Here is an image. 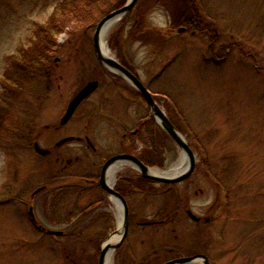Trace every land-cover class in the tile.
I'll return each mask as SVG.
<instances>
[{
	"label": "rangeland",
	"instance_id": "rangeland-1",
	"mask_svg": "<svg viewBox=\"0 0 264 264\" xmlns=\"http://www.w3.org/2000/svg\"><path fill=\"white\" fill-rule=\"evenodd\" d=\"M56 1L0 0V97L12 56L29 44L35 23L47 18ZM153 1L138 23L134 14L117 20L104 41L179 124L197 166L168 187L157 183V191L126 195L128 229L111 263L129 264V248L137 262L144 258L148 264L193 251L206 254L211 264H264V0H196L203 21L218 32L211 47L207 33L176 22L169 7ZM95 25L58 34L50 74L19 87V97L5 110L0 264H98L102 243L117 230L110 196L87 212L101 197L98 191H64L54 181L58 175L74 179L91 173L109 153L123 148L124 132L149 118L147 103L101 69L92 40ZM181 26L186 29L178 32ZM96 77L98 87L61 126L69 101ZM66 135H87L96 150L83 140L55 146ZM34 142L51 153L39 154ZM157 142L163 165L150 167L167 169L181 160L169 136ZM129 171L134 169L124 166L117 174ZM29 207L45 229L63 233L38 229ZM166 215L164 224L141 223Z\"/></svg>",
	"mask_w": 264,
	"mask_h": 264
},
{
	"label": "trees",
	"instance_id": "trees-1",
	"mask_svg": "<svg viewBox=\"0 0 264 264\" xmlns=\"http://www.w3.org/2000/svg\"><path fill=\"white\" fill-rule=\"evenodd\" d=\"M153 0H138L134 8L124 17L128 19L131 14L138 16V23L144 13L150 8ZM170 8L172 18L178 23L194 27L207 33L209 46H213L218 32L203 21L202 15L195 5L196 0H157ZM126 0H57L54 8L42 23H35L33 38L29 44L18 49L17 54L12 56L7 70L3 72L1 79L2 97H0V125L6 116L5 110L19 96V87L28 85V82L36 75L48 76L53 69L52 60L54 52L59 46L57 35L61 32L71 34L75 28H89L94 26L99 19L110 11L122 6ZM164 5V6H165ZM124 65L126 62L121 61ZM170 120L181 130L173 117ZM142 130L139 133L143 148L139 152L140 159L148 165L162 167L163 159L161 150H158L159 136L166 138L165 131L150 116L141 123ZM140 129V128H139ZM161 139V138H160ZM162 140V139H161ZM154 183L170 186V183H160L141 176L133 171L123 174L117 188L125 195L140 189L142 191H157ZM160 187V186H159ZM64 191L70 187H63ZM60 189V190H62ZM71 190V189H70ZM174 214V213H173Z\"/></svg>",
	"mask_w": 264,
	"mask_h": 264
},
{
	"label": "water",
	"instance_id": "water-1",
	"mask_svg": "<svg viewBox=\"0 0 264 264\" xmlns=\"http://www.w3.org/2000/svg\"><path fill=\"white\" fill-rule=\"evenodd\" d=\"M138 0H126V2L110 11L106 15H104L101 19H99L93 30V47L96 53V56L99 62L104 65L108 70L115 72L125 79H127L142 95L145 99L149 110L150 115L155 118L160 127L166 132V134L176 143L177 147L182 152V157L185 161V165L183 168H180L178 171L171 175H157L153 174L149 171L150 167L146 163H144L139 157L129 153H122L118 155H114L108 158L101 169L99 183L101 184L103 190H105L108 194L116 198L121 206V230L120 237L115 242H110L109 236L100 247V254L98 258V264H105L108 252H112L118 245L121 240L125 237L128 229L129 223V213H128V204L123 195L118 193L113 189L112 186L108 185L105 182V172L109 165L114 164L117 161H123L131 163V165L140 173L141 176L156 180L164 183H177L184 179H186L192 172L195 167V154L192 148L189 146L187 140L181 131L174 125V123L170 120L164 109L160 106V104L154 98L152 92L147 88V86L143 83V81L139 78V76L129 70L124 64H122L116 57L111 55L108 51L105 53L101 47V41L104 40L105 33L112 25V22L115 20H119L126 16L135 6ZM185 26H181L177 29L178 32L185 30ZM109 50V49H108ZM98 81L96 79L88 81L69 101L65 112L60 118L61 123H65L72 116L77 106L80 102L89 96L97 87ZM73 138L72 136L65 137L61 139L59 142L66 141L68 139ZM33 147L36 152L39 154H45L48 152L47 148H42L38 145L37 142L33 143ZM41 187L38 189L40 190ZM37 190V191H38ZM36 191V192H37ZM31 209V207H30ZM187 213L189 216L197 220L198 217L194 215L191 210H188ZM153 221H145L143 224H152ZM46 231L50 234H62V230L51 229L48 228ZM117 231V230H116ZM115 231V232H116ZM114 234V233H113ZM211 264L207 255L204 253H197L194 255L188 256H180L173 259H170L162 264Z\"/></svg>",
	"mask_w": 264,
	"mask_h": 264
},
{
	"label": "flooded vegetation",
	"instance_id": "flooded-vegetation-1",
	"mask_svg": "<svg viewBox=\"0 0 264 264\" xmlns=\"http://www.w3.org/2000/svg\"><path fill=\"white\" fill-rule=\"evenodd\" d=\"M126 66L129 70H131L133 73L137 74L136 71H134L130 66L128 65H124ZM101 69L103 70L104 73H107L108 75H110L112 78H113V81L116 83V85L122 89H127L129 88L134 94L140 96L144 101L145 99L142 97V95L140 94V92L127 80L125 79L123 76L115 73V72H112L110 70H108L104 65H101ZM138 75V74H137ZM97 81H98V85H99V78L96 77L95 78ZM123 81H126L128 86L126 84L123 83ZM97 85V87H98ZM96 87V88H97ZM95 88V89H96ZM146 102V101H145ZM81 103V102H80ZM148 110H149V107H148ZM65 112V111H64ZM63 115V114H62ZM73 115V114H72ZM150 110H149V114H148V117H150ZM153 117V116H152ZM61 118V117H60ZM71 118V117H70ZM69 118V119H70ZM68 119V121H69ZM155 119V118H154ZM68 121H66L65 123H61L60 122V119H59V124L62 126L64 124H66ZM141 126V124H140ZM139 124L137 127H135L134 130L130 131V133L127 135L126 132H124V134L122 135V138L120 139V145L123 146L122 149H118L117 151H113L111 153H109V155L102 161V163L99 165H96V167L94 169H92V172L89 173V174H81V175H76L74 177V179H68V178H65L66 176L64 175H58V176H55L54 177V181L56 180V182H58L59 186L58 187H70L71 191L73 192H78V193H83V192H99L101 194V197L99 198H95L87 207H86V211L87 212H90L92 210H94L95 208H98L99 206H101V204L103 203L104 201V196H110L111 200L113 203L116 204V207L119 205L120 206V203L119 201L114 198L113 196H111L110 194H108L105 190H103L101 184L99 183V178H100V173H101V169H102V166L104 164V162L114 156V155H118V154H122V153H129V154H133V155H136L137 157H139V152L141 151V149L143 148V145L139 144L138 141H139V133H140V128ZM57 128V127H55ZM69 136H72L73 138L71 139H68L66 141H63V142H59L61 139L65 138V137H69ZM70 140H78V141H85L86 142V145L88 147H90L92 150H96V148L93 146V144L91 143L89 137L87 135H84V137H81V136H74V135H66L62 138H60L59 140L56 141L55 143V146H59L67 141H70ZM137 144H139L140 146L138 147V150L135 149V146H137ZM48 149V152L45 153L44 155H48L49 153H51V149L47 148ZM140 158V157H139ZM113 164L109 165V167L107 168L106 172H105V182L112 186L114 190H116L118 193H120L121 195L124 196V198L126 199L127 201V198H126V195L124 193H122L118 188H117V185L119 183V181L121 180V178L123 177V174H117L118 171L115 172L114 174V179L109 182L107 181L106 179V176H107V171L109 170V168L112 166ZM132 169H134V172L137 173V174H140L138 173V171L132 166ZM196 162H195V167L194 169L196 168ZM193 169V171H194ZM91 171V170H90ZM193 173V172H192ZM149 179V178H148ZM152 180V179H151ZM155 181V180H154ZM162 183V182H160ZM155 185L157 183H154ZM138 191V189H134L133 192H136ZM128 204V202H127ZM120 210H121V206H120ZM29 211V214L31 216V219H32V222L34 225H36V227L40 230L43 231V227H42V224L39 223L37 221V219L34 217L33 213L31 212V209L29 207L28 209ZM188 211V210H187ZM128 213H129V205H128ZM188 214V213H187ZM169 215V214H168ZM168 215H166V217L162 218V219H159V220H153V223L152 224H164L168 218ZM189 215V214H188ZM190 217V216H189ZM198 217V216H197ZM130 218V216H129ZM191 218V217H190ZM194 220V219H193ZM208 218H205V221H207ZM195 221H200V218L198 217L197 220ZM143 224V222H141ZM129 224V223H128ZM145 225H151V224H145ZM124 238L121 240L120 244H122ZM118 245V247H119ZM118 247H116L114 250H116ZM113 250V251H114ZM154 250V249H153ZM172 250V249H170ZM112 251V252H113ZM174 251V250H173ZM197 253H201L199 251H193V252H190L188 253V255H194V254H197ZM188 255H184V256H188ZM126 258L129 260V264H148V260L147 259H141L139 260V262H137V260L135 259L134 255H133V252H131V250H129V248L127 249V252H126ZM181 255H176V256H173L172 258H168L162 262H159L158 264H162L170 259H173V258H176V257H180Z\"/></svg>",
	"mask_w": 264,
	"mask_h": 264
},
{
	"label": "bare ground",
	"instance_id": "bare-ground-1",
	"mask_svg": "<svg viewBox=\"0 0 264 264\" xmlns=\"http://www.w3.org/2000/svg\"><path fill=\"white\" fill-rule=\"evenodd\" d=\"M116 22L117 20L113 21L112 25L115 24ZM101 47L105 53L107 51L109 52L104 40L101 41ZM130 165L131 163H128V162H123V161L115 162L107 171V176H106L107 181L111 182L114 179V174L116 171H119L124 166H130ZM184 165H185V161L182 157L180 161L171 164L167 169H160L159 167H153V168H150L149 171L157 175H171L175 173L176 171H178L180 168H183ZM120 213H121V210H120V206L118 205L117 213H116L117 224H118L117 231L114 234H112L111 237L109 238V241L112 243L115 242L120 236V230H121V214ZM111 255H112V252L111 251L108 252L105 264H112Z\"/></svg>",
	"mask_w": 264,
	"mask_h": 264
}]
</instances>
